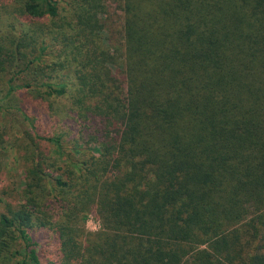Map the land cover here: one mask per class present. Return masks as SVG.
<instances>
[{"label": "trees", "instance_id": "trees-1", "mask_svg": "<svg viewBox=\"0 0 264 264\" xmlns=\"http://www.w3.org/2000/svg\"><path fill=\"white\" fill-rule=\"evenodd\" d=\"M5 147L0 264H264V0H0Z\"/></svg>", "mask_w": 264, "mask_h": 264}, {"label": "rangeland", "instance_id": "rangeland-1", "mask_svg": "<svg viewBox=\"0 0 264 264\" xmlns=\"http://www.w3.org/2000/svg\"><path fill=\"white\" fill-rule=\"evenodd\" d=\"M3 155L1 156V163L3 167V175L2 179H12L14 185H18L20 181V172H18L16 169V164L14 160V152L10 150L8 147H5L3 150ZM8 182V181H7ZM86 229L88 231L95 232L100 228L99 221L94 216H89L86 220Z\"/></svg>", "mask_w": 264, "mask_h": 264}]
</instances>
